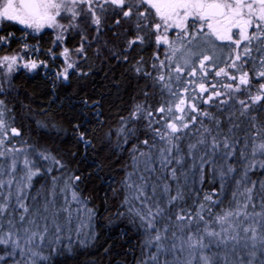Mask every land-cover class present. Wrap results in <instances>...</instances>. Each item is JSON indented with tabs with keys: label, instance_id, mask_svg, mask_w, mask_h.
<instances>
[{
	"label": "snow or ice",
	"instance_id": "obj_1",
	"mask_svg": "<svg viewBox=\"0 0 264 264\" xmlns=\"http://www.w3.org/2000/svg\"><path fill=\"white\" fill-rule=\"evenodd\" d=\"M0 53V264L97 247L102 155L133 264H264V0H0Z\"/></svg>",
	"mask_w": 264,
	"mask_h": 264
},
{
	"label": "trees",
	"instance_id": "obj_2",
	"mask_svg": "<svg viewBox=\"0 0 264 264\" xmlns=\"http://www.w3.org/2000/svg\"><path fill=\"white\" fill-rule=\"evenodd\" d=\"M104 73L99 72L95 78V91L98 94H103L106 96H111L112 100H116V94L114 91H106L107 81L103 79ZM22 92L31 98L32 108L34 112H41L43 108H47L50 97L44 95V90L46 89V84L43 80H33L24 81L19 85ZM23 99V97H21ZM60 101H63V111H69L67 101H64L63 94H61ZM60 101H52L51 111H56L61 108ZM109 105H105V111L107 113ZM35 128V125H32ZM68 129L66 135L63 139L68 141L66 144L61 145L65 150L72 148L71 142V126L65 125ZM37 135L33 134L32 139H37ZM103 163L104 172L97 175V164ZM80 167L86 169L88 172L92 173L93 179L86 185L87 194L91 196V205L99 209L98 220H97V231L99 232V237L97 239V247L88 249L84 255H77L74 259H69L67 264H109V259H106L103 254V246L108 244H114L116 246L117 252L128 253L122 257H115L121 264H133L134 255L133 250H135L138 255V250L136 245L139 240L138 234L127 231L124 223L115 221L113 224L109 225L107 220L109 217L115 215V209L118 206V198L113 199L112 193L109 190V184L106 177L111 176L115 180H119L120 177L117 175V170L113 169L109 172L108 162L104 159L103 155L100 157L87 158L82 161ZM107 194V203H105ZM126 233V234H125ZM93 255L92 253H97Z\"/></svg>",
	"mask_w": 264,
	"mask_h": 264
},
{
	"label": "flooded vegetation",
	"instance_id": "obj_3",
	"mask_svg": "<svg viewBox=\"0 0 264 264\" xmlns=\"http://www.w3.org/2000/svg\"><path fill=\"white\" fill-rule=\"evenodd\" d=\"M15 27H19V26H15ZM17 36H18V37L20 36V32H17ZM33 42H34V41H33ZM44 46L46 47V45H44ZM13 48H14V49H18L19 46H18V45H14ZM2 54H3V53H0V55H2ZM37 55H39V54H37ZM41 58H43V57H41ZM41 75H42V74H41ZM36 80H41V79H36ZM24 81L27 82V81H33V80H24V79H20V80L17 81L18 86L21 85V83L24 82Z\"/></svg>",
	"mask_w": 264,
	"mask_h": 264
}]
</instances>
